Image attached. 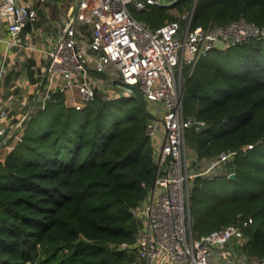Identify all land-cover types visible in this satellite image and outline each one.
<instances>
[{"label": "trees", "instance_id": "1", "mask_svg": "<svg viewBox=\"0 0 264 264\" xmlns=\"http://www.w3.org/2000/svg\"><path fill=\"white\" fill-rule=\"evenodd\" d=\"M193 3L133 14L155 28L177 17L171 8L183 13ZM241 17L264 24V0H197L193 26ZM184 86V114L206 122L187 129L189 152L212 157L239 149L226 172L194 179L193 234L251 218L238 247L264 258V38L212 49L186 72ZM45 115L50 122L39 131ZM147 122L139 90L117 98L97 92L80 106L55 94L0 162V264H131L135 251L116 245L134 242L141 225L134 209L155 177Z\"/></svg>", "mask_w": 264, "mask_h": 264}, {"label": "built area", "instance_id": "2", "mask_svg": "<svg viewBox=\"0 0 264 264\" xmlns=\"http://www.w3.org/2000/svg\"><path fill=\"white\" fill-rule=\"evenodd\" d=\"M175 1L69 0L68 12L52 18L44 29L36 7L0 0V40L6 44L0 52V162L55 94L62 93L70 105L80 106L94 100L97 92L117 98L139 90L146 103V133L153 138L156 172L134 209L141 221L134 242L116 247L135 251L131 264H264V258L238 247L248 238L244 229L251 218L194 236L191 181L226 172L239 149L221 150L212 157L190 153L187 129H199L206 122L183 111L186 72L190 75L212 49L264 38V24L241 17L225 24L193 26L191 9L151 28L130 8L140 11ZM13 71L15 92L3 98V84ZM3 147L9 152H2Z\"/></svg>", "mask_w": 264, "mask_h": 264}, {"label": "crops", "instance_id": "3", "mask_svg": "<svg viewBox=\"0 0 264 264\" xmlns=\"http://www.w3.org/2000/svg\"><path fill=\"white\" fill-rule=\"evenodd\" d=\"M20 2H25L31 6H34L39 11V21L40 25L44 29H47L50 26V22L52 18H61L63 17L69 10V0H54V3H39L36 0H19ZM6 44L3 40H0V52H2L5 48ZM36 56L40 57L41 54L39 52L36 53ZM37 57V58H38ZM40 60V58H38ZM11 78H17L16 72H11L8 74L6 81L4 82V94L3 98H8L11 94H14L15 86L11 83ZM2 144V142H1ZM2 152H9L6 147L1 149ZM11 152V151H10Z\"/></svg>", "mask_w": 264, "mask_h": 264}, {"label": "rangeland", "instance_id": "4", "mask_svg": "<svg viewBox=\"0 0 264 264\" xmlns=\"http://www.w3.org/2000/svg\"><path fill=\"white\" fill-rule=\"evenodd\" d=\"M160 1H161L162 4H164V3H167L168 4V3H171L174 0H160ZM130 8H131V10H132L133 13H134V11H136V10L133 9L132 6H130ZM171 13H173L175 15H178L179 14V12L177 11L176 8H171ZM213 57L214 58H217L218 56H217V54H214ZM77 95H79L78 92H77ZM113 120H114L113 118H111V119L109 118L108 121L111 123ZM49 122H50V117L48 115H45L44 118L42 119V121L39 123V125H37V127H36L37 130L41 131L43 128H45L46 126H48ZM205 177H213V176H205ZM215 182L218 185H222L224 181H223V179L221 177H218L215 180ZM194 185H195V181L192 180L191 183H190V193H192ZM192 218H193V216H192ZM193 223H194V219H193ZM194 236L197 237V235H194Z\"/></svg>", "mask_w": 264, "mask_h": 264}, {"label": "water", "instance_id": "5", "mask_svg": "<svg viewBox=\"0 0 264 264\" xmlns=\"http://www.w3.org/2000/svg\"><path fill=\"white\" fill-rule=\"evenodd\" d=\"M196 3H197V0H194L193 6H192V10H193V11H194V9H195ZM184 24H185V19H181V25L184 26ZM29 25H30V24L28 23V24L26 25V27L28 28ZM1 137H2V135H0V138H1ZM2 142H4V141H2ZM228 178L234 180V179L236 178L235 172H230V173L228 174Z\"/></svg>", "mask_w": 264, "mask_h": 264}]
</instances>
